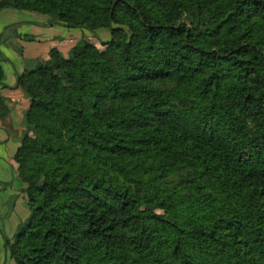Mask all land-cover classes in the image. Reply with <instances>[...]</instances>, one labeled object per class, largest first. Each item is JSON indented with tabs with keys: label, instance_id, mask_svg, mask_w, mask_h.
I'll return each mask as SVG.
<instances>
[{
	"label": "trees",
	"instance_id": "16d2710c",
	"mask_svg": "<svg viewBox=\"0 0 264 264\" xmlns=\"http://www.w3.org/2000/svg\"><path fill=\"white\" fill-rule=\"evenodd\" d=\"M5 7L111 32L88 60L52 46L17 76L29 213L5 240L15 264H264V0Z\"/></svg>",
	"mask_w": 264,
	"mask_h": 264
},
{
	"label": "crops",
	"instance_id": "0c3cea01",
	"mask_svg": "<svg viewBox=\"0 0 264 264\" xmlns=\"http://www.w3.org/2000/svg\"><path fill=\"white\" fill-rule=\"evenodd\" d=\"M89 34L98 42L110 37L105 27L94 29L92 33L86 27L50 22L44 13L11 7L0 9V59L4 66V76L0 81V189L14 194L18 184L23 189L22 194L23 191L25 193V183L19 178L18 170L22 155H18L17 147L25 132L23 113L29 105V98L17 86V76L26 67L33 66L37 59L48 57L52 46L63 55L70 56L71 48L75 49L77 42L83 39L88 40L85 37ZM4 201L1 193L0 232L3 224L11 222L9 218L7 223L2 219L3 212L9 210V204L3 206ZM0 250L4 255L3 259L0 257V264H6L7 260L12 264L14 259L4 243ZM8 255L12 259H7Z\"/></svg>",
	"mask_w": 264,
	"mask_h": 264
},
{
	"label": "rangeland",
	"instance_id": "374dc122",
	"mask_svg": "<svg viewBox=\"0 0 264 264\" xmlns=\"http://www.w3.org/2000/svg\"><path fill=\"white\" fill-rule=\"evenodd\" d=\"M193 15L191 14L190 17H193ZM101 27L102 26H97L95 30ZM87 29L91 31L92 33H94V30H91L89 28ZM107 29L109 30V28ZM85 38L88 39V40H85L86 43H84L85 42L84 39L82 40L83 42L82 41L77 42V44L74 46L75 49L73 47L71 48L72 50L70 51V54H69L70 56H66V57L73 58L74 60L78 62L85 61V60L90 59L91 57L90 49L92 45L98 48L103 47V41L98 42V40H95L94 37H92L90 34L88 37H85ZM109 38H111V32H110ZM17 153L18 155H22L20 167L18 168V170L20 171V174L23 175L28 168V155L27 153H21V152H17ZM1 187L2 185H0V188ZM22 190L20 189V186L18 184L15 185L14 194L8 191H4V188L0 189V194L2 193V196L5 198V201L3 202V206L5 204H9V210H7L9 212L8 213L7 211L3 212L2 219L4 223H7V220H6L7 218H9L11 221L9 224H3L1 226L2 231L0 232V246H2V243H4V246H5V240L12 238L15 231L20 227V225L25 221V219L28 216L29 208L26 204V200H27L26 192L24 193L23 191V194H22ZM141 209L143 213L146 215L152 212H157L161 214L162 216L167 217L176 223H179L181 221V216L179 215V213L174 207L166 206L164 204L144 203ZM13 216H16V218L12 219ZM0 257L2 259L4 258V255L3 253H1V250H0ZM7 257H8L7 259H12V258H9V255ZM8 262H9L8 260L5 261L6 264H9ZM12 264H15L13 260H12Z\"/></svg>",
	"mask_w": 264,
	"mask_h": 264
}]
</instances>
